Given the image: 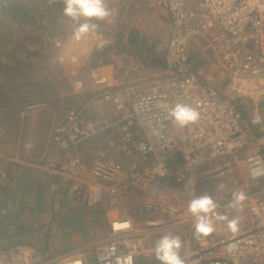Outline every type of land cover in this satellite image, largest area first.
Instances as JSON below:
<instances>
[{
  "label": "built area",
  "instance_id": "obj_1",
  "mask_svg": "<svg viewBox=\"0 0 264 264\" xmlns=\"http://www.w3.org/2000/svg\"><path fill=\"white\" fill-rule=\"evenodd\" d=\"M21 1L64 7V0ZM119 1L106 0L112 15L99 24H117ZM153 3L165 10L170 21L163 71L121 79L111 67L84 65L87 60L78 62L74 55L71 102L55 122L45 154L46 171L74 181L70 194L84 191L90 207L108 199L107 237L52 259L30 246L11 247L0 252V264H125L129 257L132 264H142L153 254V248H143L152 233L135 231L133 219L122 208L123 199L128 200L133 191L132 196L144 200V207L157 205L167 212L166 194L155 200L146 197L149 187L165 179L192 187L204 178L226 176L241 165L252 182H264V156L239 153L251 145L249 126L264 136V104H260L264 100V0H201L198 11L189 9L187 0ZM193 45L204 56L205 50L216 56L218 63L210 67L220 72V84L193 67ZM94 48L95 44L88 52ZM73 49L87 53L86 45L77 39ZM82 58L86 57L79 61ZM243 98L255 103L251 118L236 102ZM177 102L195 108L199 120L185 126L174 123L168 111ZM47 107V101L26 105L29 111ZM4 133L0 127V134ZM103 134L106 141L99 149L88 145L105 138ZM7 177L6 170H0V181ZM257 196L248 204L252 222L246 230L227 233L218 221L213 234L222 237L200 242L195 249L192 233L186 235L181 254L188 264H264V196Z\"/></svg>",
  "mask_w": 264,
  "mask_h": 264
},
{
  "label": "rangeland",
  "instance_id": "obj_2",
  "mask_svg": "<svg viewBox=\"0 0 264 264\" xmlns=\"http://www.w3.org/2000/svg\"><path fill=\"white\" fill-rule=\"evenodd\" d=\"M18 1L24 3L26 6L34 7L31 11L29 10V13L35 19L19 24L13 17H0L3 18L0 19V51L3 53L14 54V51L18 53L16 56L24 61L26 69L23 73L27 77L25 79L21 78L23 76L22 74L21 77L14 78L13 83L18 84V88L13 86L10 93L16 101L11 104L12 106H6L0 110L2 112L6 109H17L16 112H18L17 116L19 119L16 126L8 129L7 134L4 136L5 138H1L0 140H23L25 143H28L29 150L32 153L38 152L44 146L45 151L42 156V161L45 166V163H47L45 160L46 150L50 147L48 141V138L51 136L50 130L64 107L71 102L70 92L74 91L75 84H73L72 72L77 65H73L74 63L71 62V58L75 55L76 57H73V60L77 58L78 62L87 60L84 65L90 62L94 67L97 65L109 66L112 68L115 76L121 79L134 80L159 74L161 71L153 73H147L145 71L149 67L146 63L150 62L146 58L156 56L154 51L155 45L157 52L160 50L163 53L165 52L170 27L165 10L154 5L153 0H120L118 3L120 19L117 24L114 27H104L102 24H99L100 26L97 31L90 32L86 37L78 40L80 44L83 43L86 45L87 53H84V49L81 52L74 53L73 44L75 38L73 36V30L77 26L74 22L64 16L65 19H54L46 10V5H48L46 2L29 3L21 0ZM200 2L201 0H187L188 8L198 11L201 9ZM54 11L60 14L59 10ZM123 11L124 16L122 17L121 14ZM58 23H61V28L60 25L56 26ZM19 42L24 45L23 49L25 51L28 50V53L24 54L20 49L18 51L13 49V46ZM93 44H95V48L93 52L89 53L88 51L92 50L91 46ZM202 44L205 46V43ZM150 48L153 49V53H149ZM196 49L200 50L196 45H193L190 48V54H194ZM81 56L86 58H82V61H79L81 60ZM109 57L113 59L114 66L107 64ZM205 57L208 59L206 64L218 63L216 56L210 50H205ZM2 58H5L4 54H2ZM4 60H7V58ZM134 60H139V65L135 66V71L130 69V75H122L119 72L122 66L121 64L133 62ZM18 68L17 72L24 69L21 66H18ZM211 69L215 75V69ZM208 71L210 72V70ZM216 72L215 77L211 78L206 76L204 72L202 75L208 80L214 81L212 83L217 85L222 82L223 78L219 71ZM2 92L6 93V91ZM234 100L236 101V99ZM38 101H47L48 107L30 111L26 109L27 104ZM236 102L244 110L247 118H251L254 115V101L243 98ZM260 104H264L263 99L260 100ZM47 110H50V115L47 113L43 114ZM6 119L3 115L0 118V123H4ZM0 127L5 130L3 126ZM249 129L252 134L256 133V128L249 126ZM101 136L105 137L106 135L103 134ZM250 141L251 143L253 142V140ZM42 143L46 145H42ZM88 161L90 162V156L88 157ZM239 170L243 172L244 168L241 165H237L233 167V172L226 176L204 178L192 187L184 183L177 184L171 179H165L153 184V186L149 187V192L147 191L148 194H146V197L155 200L158 195L166 194L170 198L167 212H163L161 210L162 207H158L157 205H154L152 209L144 207V200L141 197L137 198L135 195L132 196L135 193L133 191L128 198L130 201L127 204L123 203L122 208H126L127 213L133 219L135 231L139 233L150 231L152 233L144 242L143 248H153L155 241L167 233L178 234L183 243H186L185 236L191 232L193 249L197 247V243H212L217 238H221V233L219 235L212 234L204 238L206 240H203V237L200 239L194 237V217L188 211V202L194 196L205 193L211 195L220 205L219 212L227 215L230 219L239 217L240 222L237 233L249 228L252 222V215L248 204L255 196H264V182L256 184L247 178L246 173V177H243L242 173H238ZM220 185L224 187L220 188ZM239 191L247 194L243 208L229 207L232 193ZM76 194H68V197L72 198ZM101 207L97 206L94 208V212L96 213L95 217L100 218L99 214H101V217H104L102 222H99V224H102L101 227L96 226L93 229L91 226L85 232H81L82 224L89 222L93 225V222L91 221L92 217L88 213L90 211H84V214L79 216L81 223L77 226L76 230L81 233L80 236L82 239H92L94 237L95 241H98L107 237V218L106 215L103 216L102 213L105 211H101ZM87 209L89 210V208ZM29 214L31 213L29 212ZM48 217L49 215L45 214L38 218L30 216L28 220H25L24 222L28 228L27 235L35 234L36 228H46V226H49L51 223ZM149 221L158 222L159 226L152 227L148 225ZM36 223L37 225H35ZM222 225L226 228L224 222H222ZM226 231L227 233H232L227 228ZM43 252L48 253L45 250ZM141 263L152 264L158 263V261L155 260L153 253L151 257L142 259Z\"/></svg>",
  "mask_w": 264,
  "mask_h": 264
},
{
  "label": "crops",
  "instance_id": "obj_3",
  "mask_svg": "<svg viewBox=\"0 0 264 264\" xmlns=\"http://www.w3.org/2000/svg\"><path fill=\"white\" fill-rule=\"evenodd\" d=\"M124 11L121 14L122 17L124 16ZM167 19L170 27L168 15ZM154 48L156 49V45ZM155 49L156 56L146 58L150 60V62L146 63L149 66L145 70L147 73L162 72L164 68V53L161 50L157 52ZM152 51L153 49L150 48L149 53ZM207 60L204 54L197 49L195 54L190 56L191 64L200 74L204 72L209 78L215 77L210 63L206 64ZM107 64L114 66L111 57L107 59ZM121 65L119 72L124 76L130 75V69L135 71V66L139 65V60L122 63ZM49 111H44L43 114L47 113L50 115ZM14 118L15 120H12ZM7 120L4 123H0V126H3L6 130L3 135L0 134V139L5 138L7 130L16 126L19 119L16 115L13 118L7 117ZM52 129L53 126L50 133ZM252 140L253 142L248 148L239 152L241 157L252 152H260L264 155V136L256 132L252 134ZM104 141L105 138L102 142ZM45 143H42V145ZM44 151L45 147L42 146L38 152L32 153L29 150L28 143L23 140H0V170L5 169L8 174L6 181H0V252L11 247L24 245L35 248L43 253L45 257L52 259L75 253L82 247L95 242L94 237L92 239H82L81 233L77 232L76 228L81 223L79 216L84 214V211H90L88 213L92 217L93 225L89 222L82 224L81 232H85L91 226L93 229L96 226L101 227L102 224H99V222H102L103 218L101 214H99L100 218L95 217L96 213L94 212V208L99 205L88 206L83 197L84 191H79L76 196L69 198L68 194H70L69 188L71 185L67 186V182L73 184L74 181L59 174L46 171L42 161ZM238 173H242V176L246 177L244 171L239 170ZM55 186L57 187L56 189L54 188ZM147 191L149 192V188ZM123 200L126 204L130 201V199ZM106 211L107 209L104 215ZM45 214L49 215L48 219H50L51 224L46 226V228H36L35 234L27 235L28 228L24 221L28 220L30 216L38 218ZM203 240L206 239L203 238ZM43 250L48 251V253H44Z\"/></svg>",
  "mask_w": 264,
  "mask_h": 264
},
{
  "label": "clouds",
  "instance_id": "obj_4",
  "mask_svg": "<svg viewBox=\"0 0 264 264\" xmlns=\"http://www.w3.org/2000/svg\"><path fill=\"white\" fill-rule=\"evenodd\" d=\"M63 16L74 22L77 26L73 30L75 39L80 40L90 32L99 29L97 21H104L112 15V10L106 4V0H64ZM169 117L174 123L185 126L196 122L200 113L192 106L177 102L169 108ZM223 188V185L219 186ZM247 194L243 191L233 192L229 202L231 208H243ZM101 205V204H100ZM220 205L207 193L194 196L188 202V211L194 217V237L207 238L216 231V223L224 222L226 228L232 233L239 230V217L229 218L218 211ZM183 241L178 234L167 233L157 239L153 246L155 260L159 264H188L182 256ZM229 252L232 246L229 245ZM125 264H132V258H127Z\"/></svg>",
  "mask_w": 264,
  "mask_h": 264
},
{
  "label": "trees",
  "instance_id": "obj_5",
  "mask_svg": "<svg viewBox=\"0 0 264 264\" xmlns=\"http://www.w3.org/2000/svg\"><path fill=\"white\" fill-rule=\"evenodd\" d=\"M46 10L54 17V19H65L63 17V9L64 7L57 5V6H51V5H46ZM34 7H29L26 6L24 3L19 2L18 0H0V17H8V18H15L16 21L20 24L22 22H29L34 20L35 18L32 17V15L29 13ZM30 10V11H29ZM54 10H59L60 14L55 13ZM3 19V18H0ZM57 23V22H56ZM61 23H58L56 26L60 25ZM61 28V25H60ZM16 51L20 49V51L24 54L28 53V50H24L23 47L24 45L19 42L13 46ZM2 54H4L5 58L7 60H4L5 58H2ZM18 53L14 51L13 53H6L0 51V110L1 108H4L6 106H12L11 104L16 101L10 93L11 89L13 86L18 88V84H14V78L20 76L23 74L24 76V70L26 69L24 65V61L20 58L17 57ZM18 66L24 67L22 71L17 72L19 69ZM21 77L23 79L27 78L26 76ZM29 77V76H28ZM7 82V83H6ZM6 85V86H5ZM6 91V93L1 91ZM7 94V95H5ZM5 95V96H4ZM44 95H46L44 93ZM17 109H6L0 112V118L3 117V115L7 118V116L10 115L11 118L15 117L17 115ZM12 120H15L12 119ZM6 121H8L6 119ZM104 138H97L93 139L88 143V145H91L95 149H99L101 145L104 144L102 142ZM72 185L71 182H67V186ZM109 201L108 199L105 200V202L99 206L101 207V211H105L107 207L109 206ZM104 216V212L102 213ZM104 219V217H102Z\"/></svg>",
  "mask_w": 264,
  "mask_h": 264
},
{
  "label": "bare ground",
  "instance_id": "obj_6",
  "mask_svg": "<svg viewBox=\"0 0 264 264\" xmlns=\"http://www.w3.org/2000/svg\"><path fill=\"white\" fill-rule=\"evenodd\" d=\"M150 223H152L151 225H157L158 224V222H154V221H150ZM217 225L219 226L220 223L217 222Z\"/></svg>",
  "mask_w": 264,
  "mask_h": 264
}]
</instances>
